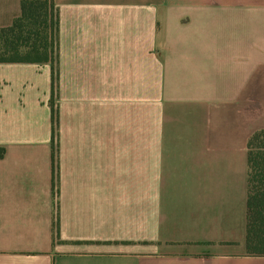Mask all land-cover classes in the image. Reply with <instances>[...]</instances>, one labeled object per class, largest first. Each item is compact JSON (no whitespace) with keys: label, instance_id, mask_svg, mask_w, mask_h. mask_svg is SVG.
I'll return each mask as SVG.
<instances>
[{"label":"crops","instance_id":"0c3cea01","mask_svg":"<svg viewBox=\"0 0 264 264\" xmlns=\"http://www.w3.org/2000/svg\"><path fill=\"white\" fill-rule=\"evenodd\" d=\"M54 3V114L50 63H0V264H264V0Z\"/></svg>","mask_w":264,"mask_h":264},{"label":"trees","instance_id":"16d2710c","mask_svg":"<svg viewBox=\"0 0 264 264\" xmlns=\"http://www.w3.org/2000/svg\"><path fill=\"white\" fill-rule=\"evenodd\" d=\"M57 25L54 0H22L20 16L0 28V63L51 64L53 114ZM247 148L246 252L264 255V129L250 136Z\"/></svg>","mask_w":264,"mask_h":264},{"label":"rangeland","instance_id":"374dc122","mask_svg":"<svg viewBox=\"0 0 264 264\" xmlns=\"http://www.w3.org/2000/svg\"><path fill=\"white\" fill-rule=\"evenodd\" d=\"M25 81V79H21L20 81H19V79L15 82V84L17 85V86H21L22 84H23V82ZM14 86V85H13ZM15 87V86H14ZM16 88V87H15Z\"/></svg>","mask_w":264,"mask_h":264}]
</instances>
